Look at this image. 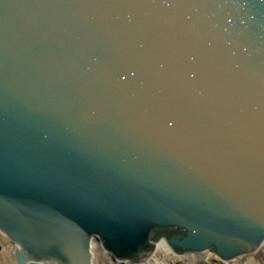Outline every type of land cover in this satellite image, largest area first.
<instances>
[{"label": "water", "instance_id": "95a60500", "mask_svg": "<svg viewBox=\"0 0 264 264\" xmlns=\"http://www.w3.org/2000/svg\"><path fill=\"white\" fill-rule=\"evenodd\" d=\"M0 232L16 264L264 246V0H0Z\"/></svg>", "mask_w": 264, "mask_h": 264}, {"label": "bare ground", "instance_id": "6f19581e", "mask_svg": "<svg viewBox=\"0 0 264 264\" xmlns=\"http://www.w3.org/2000/svg\"><path fill=\"white\" fill-rule=\"evenodd\" d=\"M0 239L9 240L8 237L0 232ZM10 242V246L5 244L4 248L6 254L4 255L3 262L0 259V264H16L14 257V247L15 244L12 241ZM92 239L90 241V255L91 260L90 264H210L211 254H213L209 250H205L202 252H186V253H176L167 242H155L153 245V249L147 255H145L140 262L131 261L128 258H116L112 257L107 251H105L101 244ZM262 247V246H261ZM258 247L257 249H259ZM256 249V250H257ZM253 251L251 253H244L238 256L233 257L230 260H223L213 254L215 259H219L222 262H228L231 264H264L259 260L255 259L253 254L256 252ZM94 252H99L95 254ZM98 255V256H97ZM44 264H57L53 261L44 262Z\"/></svg>", "mask_w": 264, "mask_h": 264}, {"label": "rangeland", "instance_id": "374dc122", "mask_svg": "<svg viewBox=\"0 0 264 264\" xmlns=\"http://www.w3.org/2000/svg\"><path fill=\"white\" fill-rule=\"evenodd\" d=\"M5 244H7L9 246L11 245L9 240L0 239V259H1L2 262H3V259H4V255L6 254V251H5V248H4ZM94 253L95 254L98 253V255H99V252H94ZM253 256H254L255 259H257L260 262L264 263V246H262L259 249H257L256 252L253 254ZM210 258H211L210 264H231V263H228V262H222L219 259L218 260L215 259V256L213 254H211Z\"/></svg>", "mask_w": 264, "mask_h": 264}]
</instances>
